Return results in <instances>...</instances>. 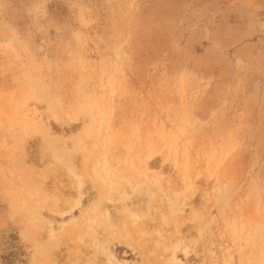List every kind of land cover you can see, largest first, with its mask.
<instances>
[{"label": "rangeland", "instance_id": "rangeland-1", "mask_svg": "<svg viewBox=\"0 0 264 264\" xmlns=\"http://www.w3.org/2000/svg\"><path fill=\"white\" fill-rule=\"evenodd\" d=\"M90 105L108 149L85 138ZM175 134L194 177L176 213ZM98 152L152 179L127 189L135 224L92 179ZM125 227L152 234L132 248ZM95 238L131 264H264V0H0V264H108Z\"/></svg>", "mask_w": 264, "mask_h": 264}, {"label": "bare ground", "instance_id": "bare-ground-1", "mask_svg": "<svg viewBox=\"0 0 264 264\" xmlns=\"http://www.w3.org/2000/svg\"><path fill=\"white\" fill-rule=\"evenodd\" d=\"M89 104H91V103H89ZM95 104L96 103H94V105ZM94 105H90L91 107H90V113H89V117H88V124L84 128L85 138L89 142H91V147L93 149H95V148L97 149L98 147L99 148L102 147L103 150H105V148L108 146V144L114 140H112V136H110V128H109V123H108L107 118L105 117V115H103L104 113H101L98 111H97L98 113L97 112L94 113V111H93ZM20 106H22V104ZM26 113H27V111H26ZM53 118L57 119V116L53 115ZM181 132H182V130H181ZM178 139H180L179 135L175 134L172 137L168 138V141L164 146L170 155L169 158L173 161V166L176 169H178V171L180 172V176H181L182 184H183L182 189L177 190V191L174 190L175 192L173 194H167L166 195L167 200L170 203V206H169V207H171L170 211L174 212V213L181 211L179 199L181 198V196H184L186 194V192L193 189V178H194L190 175V165L188 162V157H186L183 162H181L179 159V155H178L179 154V148H178V143H177ZM150 141H152V139ZM80 142H81V140H80ZM87 148H88V146H87ZM106 149H108V148H106ZM99 152H100V149H99ZM99 152L97 154L98 156H96V158L94 159V161L91 165L90 175L94 181L102 182L103 186H105V188L107 189L106 192H107L108 198L110 200H113L116 197L117 199H120L126 203L130 197L129 193L127 191L128 188H130L133 191H139L144 186L145 179L152 180L147 176L145 171L141 170L142 169L141 168L142 167L141 162L137 167L139 169L135 170L136 166H135L134 161L131 159L127 160L126 163L128 165H130L132 168H134V170L129 175H124V174H121L122 171L120 169H117V167L115 168L112 165L111 161L109 160V157L106 155L105 152H103L104 154L102 153V158L99 156V155H101V154H99ZM184 154L187 155V151H185ZM154 155H155V153L152 152V147H149L148 153L146 154V158L144 160V163L147 166H148L149 162L151 161V159L153 158ZM142 157H141V160H142ZM127 158H128V156H127ZM137 159H140V158H137ZM212 160H213V157H211V156H209L207 158V169L209 168V163ZM69 168H70V174L71 173L73 174V175L71 174L72 177L74 176V178L75 177L78 178V183L76 185V194L77 195L73 196V198H74V204L72 205V210H73V209H75L76 206H80L82 204V199H83L82 185L83 184L81 182L80 175L75 173V171L72 169V167H69ZM200 174L201 173L196 174L195 177H198ZM210 174L213 175V172L210 171ZM155 179L157 180V178H155ZM156 182H158V181H156ZM124 207H125L126 213L132 218L133 223L135 224L142 216L140 211L135 209L134 207L132 208L128 203L124 204ZM92 210H93V212L96 213V216L100 222H98V220L96 221L93 218L94 221L96 223H98L99 225L101 224L102 221H105L108 225V227L107 226L106 227L110 230L111 237H114V235H115L114 231H113L114 226L109 220V215H110L109 210L107 208L102 207V205H99V204L96 205L95 207H93ZM168 218L166 216L162 217V221H163L162 225L168 224V222H169L167 220ZM73 221L74 220H69V221L64 220L61 223L63 226L64 225L67 226V224L72 223ZM89 221H91V220H89ZM93 224H95V223H93ZM102 224H103V222H102ZM159 229H157L156 232L161 235V231ZM131 231L127 227H125L124 233L121 235V237H123V239L128 243L129 246H132V248L134 247L133 244L134 245L136 244L140 247L142 244L144 245L147 241V237L151 236V234H152L147 229H143V228H135L133 232H131ZM50 233H51V235H54L52 228H50ZM94 233H95V230L92 228L91 234H94ZM150 238H152V237H150ZM94 241H95L94 243L96 244V246L102 248V250L106 256V261L108 264H131L128 259H123V260L118 259L115 256V254L113 253V251H111L110 248L104 247V244L102 242H99L96 238L94 239ZM157 245H158V243H157ZM178 246L179 245L176 244V245L172 246L173 249L172 248L171 249L175 251L176 247H178ZM186 249H187V247H186ZM169 261H170L169 262L170 264H178L179 261L175 256V252L173 253V255Z\"/></svg>", "mask_w": 264, "mask_h": 264}]
</instances>
